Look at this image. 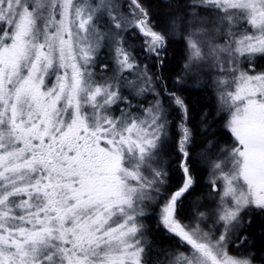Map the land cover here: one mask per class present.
Returning a JSON list of instances; mask_svg holds the SVG:
<instances>
[{
  "label": "snow or ice",
  "instance_id": "1",
  "mask_svg": "<svg viewBox=\"0 0 264 264\" xmlns=\"http://www.w3.org/2000/svg\"><path fill=\"white\" fill-rule=\"evenodd\" d=\"M188 9L184 68L212 74L233 137L212 164L207 230L180 218L196 180L188 106L163 76L176 22L161 30L144 0H0V264H147L148 209L187 249L169 264H252L229 244L264 216V0ZM173 107L175 184L162 159Z\"/></svg>",
  "mask_w": 264,
  "mask_h": 264
},
{
  "label": "trees",
  "instance_id": "2",
  "mask_svg": "<svg viewBox=\"0 0 264 264\" xmlns=\"http://www.w3.org/2000/svg\"><path fill=\"white\" fill-rule=\"evenodd\" d=\"M144 3L149 8L154 22L161 30L169 29L173 21L181 29L177 30L178 33L171 39L163 76L169 90L174 87L178 89L179 94L188 106L187 123L192 131V142L189 151L194 162L193 175L196 180L194 190L184 201L180 217L184 223L188 224L197 216L196 210L202 205V200L214 196L208 180L211 170L209 164L204 162L200 154L205 153V156L211 157L219 152L222 153V150L232 147L233 137L225 127L226 113L220 108L212 74L207 69L193 66L192 69L195 68L200 79L203 80L200 83L195 79L196 77L192 71L186 72L184 68L185 63H187V48L183 39L185 33L182 31V24L185 22L184 19L189 10V0H144ZM130 43L133 44L134 48L139 46L138 40H131ZM107 56L106 51H103L100 58L104 63L111 66L112 59ZM145 63L148 62L145 61ZM149 69L154 71L150 63ZM95 71L107 73V70L100 67H97ZM177 78H180V84H176ZM149 97H152V94L149 93L147 98ZM136 99H134L136 104L141 102L139 98ZM144 102L146 104L147 100ZM167 106L168 101L165 100V107ZM168 111L170 139L173 143H169L165 148L162 159L164 165L168 167L173 184H175L179 180V173L173 162L176 158L174 141L179 136L176 125L181 120V113L174 107L169 108ZM210 206L209 211H213L215 208L214 203ZM249 220L250 223H246L239 235L236 236V241H240V248L235 255L248 256L253 263H264V216L253 213ZM144 225L148 240L146 244V261L154 264V261L162 259L171 250L182 248L178 238L169 237L162 229L157 228L156 212L154 210L144 217Z\"/></svg>",
  "mask_w": 264,
  "mask_h": 264
},
{
  "label": "rangeland",
  "instance_id": "3",
  "mask_svg": "<svg viewBox=\"0 0 264 264\" xmlns=\"http://www.w3.org/2000/svg\"><path fill=\"white\" fill-rule=\"evenodd\" d=\"M184 23L182 24V27L184 28L185 26H186V19H184ZM178 32L176 31V33L175 34H177ZM103 51H106L105 49H102L101 50V53L103 52ZM106 53H107V57H111V55H110V53H108L107 51H106ZM259 63L260 64H264V60H261V61H259ZM112 66L113 65H109V69H111L112 68ZM193 66H195V64H193ZM192 66V67H193ZM192 71V73L194 74V76L196 77L195 79L196 80H198V81H200V83L201 82H203V80L202 79H200V77H199V73H198V71L194 68V69H192L191 70ZM190 71V72H191ZM97 72V71H96ZM98 74L99 73H101V72H97ZM105 75H107V76H111L112 75V71L111 70H107V73H105ZM125 75H127V73H125ZM132 77H129V79H131ZM128 93H126L125 92V95H127ZM149 93H145L144 95H142V96H139V97H136V98H139L140 99V101L141 102H138L137 104H143V105H145V106H147L149 103H151L152 101H153V96L152 97H149V98H147V95H148ZM131 98V97H130ZM147 98V99H146ZM137 100V99H136ZM147 100V103L145 104V102L144 101H146ZM133 104L134 105H136V103L134 102V100H133ZM121 107H123V105H121ZM117 115H119V113L117 112L116 113ZM206 154L205 153H201L200 154V156H202L203 157V160H204V162H207L208 164H209V168H210V170H211V172H210V175H209V177H208V180H209V185H210V179H211V177H212V164H213V162L214 161H216V160H218V159H220V158H222V155H223V153H221V152H219L218 154H215L214 156H211V157H208V156H205ZM210 188H211V186H210ZM211 191L214 193V196H209L208 198H204L203 200H202V205L200 206V207H198L197 208V216L193 219V221L191 220L188 224H191L192 226H194V225H196V224H199L200 225V227L201 228H203V229H205V230H207L208 229V227H210V226H212V224H213V221H214V219H215V212H216V209H217V206H218V196L216 195V193L212 190V188H211ZM212 203H214V205H215V208L213 209V211H209L210 210V205ZM152 212V209H148V215L150 214ZM200 212H204L205 214H206V219H204V220H201L200 218H199V213ZM143 222H144V220H143ZM145 231H146V229H145ZM241 230H239L238 232H237V235H239V232H240ZM146 233V232H145ZM236 235V236H237ZM236 236H234L232 239H233V241L235 242V246H233L232 244H229V252H230V254H232V255H235L237 252H239V248H240V241H236ZM145 240H146V242L148 241L147 240V235H145ZM242 241H243V239H242ZM147 244V243H146ZM181 244V243H180ZM182 245V244H181ZM239 246V247H238ZM187 249H186V247L184 246V245H182V248H179V249H176V250H171V252L170 253H168V254H166L162 259H159V260H156V261H154V264L157 262V264H169V260H171V258H172V254H174V253H176V252H178V251H186ZM145 251H147V246H145ZM145 260H146V258H145ZM147 262V264H151L150 263V261H146ZM252 264H253V262H252ZM260 264H262V263H260Z\"/></svg>",
  "mask_w": 264,
  "mask_h": 264
},
{
  "label": "flooded vegetation",
  "instance_id": "4",
  "mask_svg": "<svg viewBox=\"0 0 264 264\" xmlns=\"http://www.w3.org/2000/svg\"><path fill=\"white\" fill-rule=\"evenodd\" d=\"M257 264H260V262H258ZM262 264H264V263H262Z\"/></svg>",
  "mask_w": 264,
  "mask_h": 264
}]
</instances>
